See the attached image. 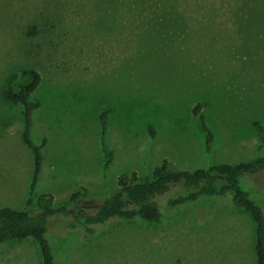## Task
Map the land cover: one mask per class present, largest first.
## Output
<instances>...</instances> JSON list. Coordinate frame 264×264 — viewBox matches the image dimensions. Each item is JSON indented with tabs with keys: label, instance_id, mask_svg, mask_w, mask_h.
I'll use <instances>...</instances> for the list:
<instances>
[{
	"label": "rangeland",
	"instance_id": "rangeland-1",
	"mask_svg": "<svg viewBox=\"0 0 264 264\" xmlns=\"http://www.w3.org/2000/svg\"><path fill=\"white\" fill-rule=\"evenodd\" d=\"M25 70L40 76L31 140H46L29 205L23 108L2 97ZM254 123L264 129V0H0V209L36 215L75 194L95 206L164 161L183 172L254 161L264 157ZM242 179L264 213V172ZM175 192L158 198L160 225L85 236L72 217L51 218L55 264H256L248 213L229 198L173 210ZM0 264H41L38 247L2 244Z\"/></svg>",
	"mask_w": 264,
	"mask_h": 264
},
{
	"label": "trees",
	"instance_id": "trees-1",
	"mask_svg": "<svg viewBox=\"0 0 264 264\" xmlns=\"http://www.w3.org/2000/svg\"><path fill=\"white\" fill-rule=\"evenodd\" d=\"M10 82L12 86L3 91L2 97L6 101L21 104L24 116L21 138L33 157V177L27 200V205H29L41 173L43 163L41 150L46 145V140H43L40 146L35 145L31 140L32 114L39 108L38 103L31 102V93L40 84V76L34 70H25L13 77ZM106 112L108 110H105L102 116ZM193 114L200 115V105L194 107ZM200 120L206 134V151L209 152L212 134L204 124L202 116ZM254 126L257 129L259 145L262 147L264 129L258 123H254ZM103 127H105L104 122ZM103 132L101 149L106 158L104 168H107L112 160V152L104 141ZM258 172H264V157L235 166L218 165L193 172L176 171L172 164L164 161L153 171L151 179L129 183L125 178H121L119 192L106 197L95 206L87 202L79 205L80 196L75 194L70 198L69 204L57 209L51 206L50 200L47 201L36 215H31L28 210L0 209V245L32 240L38 247L41 264H55L53 249L47 239L51 218L55 216L72 217L70 228L81 230L85 236L95 235L114 222L140 220L160 225L163 221V213L158 198L169 195L175 188L176 192L172 196L176 197L166 202L167 207L173 210L202 200L220 201L229 198L234 209L248 213L255 225V261L256 264H264V213L242 184L244 175ZM90 210L94 212L87 213Z\"/></svg>",
	"mask_w": 264,
	"mask_h": 264
}]
</instances>
